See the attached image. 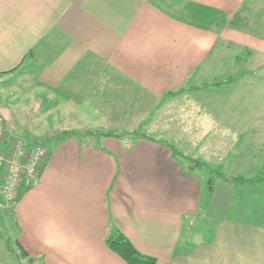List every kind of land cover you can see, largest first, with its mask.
Masks as SVG:
<instances>
[{
    "label": "crops",
    "instance_id": "0c3cea01",
    "mask_svg": "<svg viewBox=\"0 0 264 264\" xmlns=\"http://www.w3.org/2000/svg\"><path fill=\"white\" fill-rule=\"evenodd\" d=\"M252 1L0 0V78L34 72L18 121L49 150L37 186L0 194L20 264H128L117 232L156 264H264Z\"/></svg>",
    "mask_w": 264,
    "mask_h": 264
},
{
    "label": "rangeland",
    "instance_id": "374dc122",
    "mask_svg": "<svg viewBox=\"0 0 264 264\" xmlns=\"http://www.w3.org/2000/svg\"><path fill=\"white\" fill-rule=\"evenodd\" d=\"M250 4L251 6L253 5L252 0H248V5ZM236 65L240 66V71L251 69L249 64ZM33 74L34 72L31 69L22 68L19 73L0 78V115L8 123L7 135L9 136L10 133L19 135L31 144L41 143L36 141L38 139L35 137L37 135L35 128L33 127L31 130V126L29 127L27 124L18 121V118L22 115H28L27 112L33 113L35 101L39 98L38 95L36 96V90L34 89L36 80L33 79ZM28 116L30 117V115ZM246 165H248L247 162ZM186 169L189 168L187 167ZM203 171L206 172L205 169ZM197 172L201 174L202 171L198 169ZM246 173H248L247 170ZM254 173L249 174V176L246 174V178H253ZM11 217L12 211L10 209H0V264H7V262H9L8 264H20V258L18 257L17 249H15L16 244L14 239H10L11 235L9 234V228H12V223H9ZM8 247L14 251L11 252L10 257L7 251Z\"/></svg>",
    "mask_w": 264,
    "mask_h": 264
},
{
    "label": "built area",
    "instance_id": "2783aa9c",
    "mask_svg": "<svg viewBox=\"0 0 264 264\" xmlns=\"http://www.w3.org/2000/svg\"><path fill=\"white\" fill-rule=\"evenodd\" d=\"M49 153L44 143L31 144L20 136L7 135V123L0 115V194L11 204L23 183L35 187L40 182V169Z\"/></svg>",
    "mask_w": 264,
    "mask_h": 264
},
{
    "label": "trees",
    "instance_id": "16d2710c",
    "mask_svg": "<svg viewBox=\"0 0 264 264\" xmlns=\"http://www.w3.org/2000/svg\"><path fill=\"white\" fill-rule=\"evenodd\" d=\"M10 138L14 135H9ZM234 181H242L241 178H234ZM247 183L264 182L263 176H257L255 179L246 180ZM108 245L116 254L122 257L128 264H156V258L140 253L132 242L121 232H117L108 239ZM21 254L28 256L21 247Z\"/></svg>",
    "mask_w": 264,
    "mask_h": 264
}]
</instances>
